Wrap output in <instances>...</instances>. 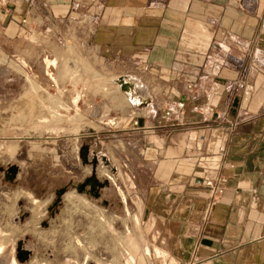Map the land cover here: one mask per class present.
Here are the masks:
<instances>
[{"label": "crops", "instance_id": "crops-1", "mask_svg": "<svg viewBox=\"0 0 264 264\" xmlns=\"http://www.w3.org/2000/svg\"><path fill=\"white\" fill-rule=\"evenodd\" d=\"M70 20L77 54L111 76L73 134L121 139L148 239L173 264H264V0H0L1 38ZM217 176L213 199L194 184Z\"/></svg>", "mask_w": 264, "mask_h": 264}, {"label": "rangeland", "instance_id": "rangeland-1", "mask_svg": "<svg viewBox=\"0 0 264 264\" xmlns=\"http://www.w3.org/2000/svg\"><path fill=\"white\" fill-rule=\"evenodd\" d=\"M75 26L39 23L25 36H0V264H173L144 231L121 139L106 147L73 134L85 111L80 99L94 93L93 81L107 90L111 77L77 54ZM85 141L88 163L80 156ZM92 160L96 177L108 180L97 196L75 186ZM10 164L18 168L11 181L3 174ZM57 188L64 192L52 205ZM19 243L30 252L23 261Z\"/></svg>", "mask_w": 264, "mask_h": 264}, {"label": "water", "instance_id": "water-1", "mask_svg": "<svg viewBox=\"0 0 264 264\" xmlns=\"http://www.w3.org/2000/svg\"><path fill=\"white\" fill-rule=\"evenodd\" d=\"M117 83L119 84V88L122 91H126L128 90V88L131 86V84L128 81H124L122 77H119L117 79ZM80 156L82 159L83 163H88L89 160L87 159V149L86 148H81L80 149ZM91 165H92V170L89 176H86L81 182H79L78 184H76V189L77 191L81 192H89L90 194L97 196L98 190L100 188H102L103 186H107L108 185V180L107 179H98L95 175V160L91 161ZM18 171V168L15 164H10L6 167V169L4 170V177L7 180H13L15 178V175ZM64 192V188H57L55 189V194L57 195V199H55L52 202V205H56L57 201H58V197L59 195H61ZM29 250L27 249H23L21 247V244L19 243L17 246V259L20 261H23L25 259H27V257L29 256Z\"/></svg>", "mask_w": 264, "mask_h": 264}, {"label": "built area", "instance_id": "built-area-1", "mask_svg": "<svg viewBox=\"0 0 264 264\" xmlns=\"http://www.w3.org/2000/svg\"><path fill=\"white\" fill-rule=\"evenodd\" d=\"M119 77H122L124 81H127L126 76L125 77L119 76ZM119 77H116L113 79V82L118 86H119V84L117 83V79ZM123 92H126V91H123ZM178 107H182V103H178ZM193 108H196V106H194ZM166 113H168V112H166ZM108 123L110 125H112L114 123V121L109 120ZM127 174H128V178H130V177L134 178V175L130 172L129 169L127 170ZM107 177L109 178V180H111L110 176H107ZM224 181H225V178L222 176L203 177V178H195L194 184L206 188L210 198L213 199L215 196L219 195L223 191Z\"/></svg>", "mask_w": 264, "mask_h": 264}, {"label": "bare ground", "instance_id": "bare-ground-1", "mask_svg": "<svg viewBox=\"0 0 264 264\" xmlns=\"http://www.w3.org/2000/svg\"><path fill=\"white\" fill-rule=\"evenodd\" d=\"M128 82L131 84V86L128 88V90H126V93H127L128 97L132 98L135 95L136 82L133 79H130ZM76 101H77V99H74V102H76ZM122 198L124 200V197H122ZM130 239H131V237H130ZM11 264H17L13 258L11 260Z\"/></svg>", "mask_w": 264, "mask_h": 264}]
</instances>
